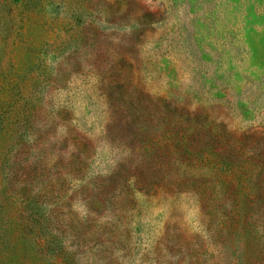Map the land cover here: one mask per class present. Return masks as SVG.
<instances>
[{"label": "rangeland", "instance_id": "obj_1", "mask_svg": "<svg viewBox=\"0 0 264 264\" xmlns=\"http://www.w3.org/2000/svg\"><path fill=\"white\" fill-rule=\"evenodd\" d=\"M0 264H264V0H0Z\"/></svg>", "mask_w": 264, "mask_h": 264}, {"label": "trees", "instance_id": "obj_2", "mask_svg": "<svg viewBox=\"0 0 264 264\" xmlns=\"http://www.w3.org/2000/svg\"><path fill=\"white\" fill-rule=\"evenodd\" d=\"M54 215L58 216L56 212L54 213ZM46 223H48V222H46ZM46 228H48V227H46ZM54 238L60 240V237H58V236H56V235L54 236Z\"/></svg>", "mask_w": 264, "mask_h": 264}]
</instances>
